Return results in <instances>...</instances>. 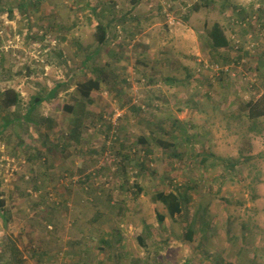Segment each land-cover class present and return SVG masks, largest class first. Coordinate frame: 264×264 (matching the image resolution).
<instances>
[{
    "label": "rangeland",
    "instance_id": "rangeland-1",
    "mask_svg": "<svg viewBox=\"0 0 264 264\" xmlns=\"http://www.w3.org/2000/svg\"><path fill=\"white\" fill-rule=\"evenodd\" d=\"M262 58L264 0H0V264H264Z\"/></svg>",
    "mask_w": 264,
    "mask_h": 264
},
{
    "label": "trees",
    "instance_id": "trees-1",
    "mask_svg": "<svg viewBox=\"0 0 264 264\" xmlns=\"http://www.w3.org/2000/svg\"><path fill=\"white\" fill-rule=\"evenodd\" d=\"M248 19L249 18H247L246 21ZM247 25H248V23H247ZM107 37H108L107 27L104 24H101L100 22H98L97 26H96V38H97L98 43L102 44V43L106 42ZM206 39L208 41L207 45L210 48V52L212 54H216L217 56H218L219 51H220V53H224L222 51H226L227 49H229V50L234 49L235 51H237L239 49V43L240 42L236 43L233 40V38H231V36L227 37L224 29L222 28V26L219 23H214L211 26L210 30L206 33ZM240 49H243V47H241ZM229 50H227V51H229ZM243 53H245V52H241L240 54H238L236 60L234 57H231V58H229L228 56L224 57L222 62L225 63V62L233 61V59H234V61L237 62L238 64L244 63V61H242V59H241V55ZM217 56H215V58H216V60H219V57H217ZM261 60H262V62H264L263 61L264 58H262ZM215 65L217 66V68H219L218 69L219 71H217V75L222 74V73L224 74L223 70L219 67L220 64L216 63ZM244 66H246V64ZM187 77H189V78L191 77L190 73L187 74ZM165 79H166V81H168V80L174 81L171 78H165ZM165 79H164V81H165ZM99 86H100V84H99L98 80L90 79L85 83L79 84V86H77V88H78L80 94L83 97L87 98L90 96L91 91L99 89ZM55 92H56V90H55V88H53L51 90V92L49 93V97L54 96ZM2 96H3V98H2L3 103L2 104L5 105L6 108L17 103L18 97H19L17 92L15 90H11V89L5 90L2 93ZM41 101H42V98H39V97L35 98L32 107L34 108V105L39 104ZM74 104H75L74 100L67 101L63 107L65 108V110L71 111L72 109H74L73 108ZM32 107L27 111V114L24 117L27 121L30 120L29 116L31 115ZM242 109L247 111L246 117L249 120H253L254 118H258V117L264 115V96H259L258 98H256V100L247 101L244 104ZM10 121H11L10 119L5 118L2 122V124L8 125L10 123ZM146 139H147V136H142L140 138V141L143 143H146L147 142ZM125 157L127 158V154H125ZM155 199L157 201H160L163 205H165L170 216H173L175 214H179L182 212V201L185 198H182V194L180 193V191L179 192L178 191H169V192L159 191L156 193ZM5 201H6L5 198H3V195L0 193V215L2 218H4V212H5V206H6ZM162 217L163 216H161V215L158 216V218H160L161 220H162ZM187 231L188 232H187V235L185 236V238L190 239L192 230L189 229ZM16 248L17 247L15 244H13L12 247L8 248V250L10 251V256L14 255L10 261L11 264H14V262L12 260H15V255L16 254L19 255ZM1 254H5V252L3 250H1Z\"/></svg>",
    "mask_w": 264,
    "mask_h": 264
},
{
    "label": "crops",
    "instance_id": "crops-1",
    "mask_svg": "<svg viewBox=\"0 0 264 264\" xmlns=\"http://www.w3.org/2000/svg\"><path fill=\"white\" fill-rule=\"evenodd\" d=\"M198 232L194 229V231H192L191 232V237H190V239H187L188 240V242L189 243H193L194 242V240H195V238L196 237H198ZM123 237V239L125 238L124 236H123V234H119L118 233V231H116L114 234H113V239H115V240H113V244L115 243V244H119L121 241H120V238H122ZM197 239V238H196ZM136 240H137V243H138V245H142L143 243H144V239H143V236H141V234H139V235H137V238H136ZM198 240V239H197ZM199 241V240H198ZM159 242V241H158ZM105 244H108V241L107 240H105ZM152 243H150V245H151ZM123 244L121 243L120 244V246H122ZM126 254H128V252H126Z\"/></svg>",
    "mask_w": 264,
    "mask_h": 264
},
{
    "label": "built area",
    "instance_id": "built-area-1",
    "mask_svg": "<svg viewBox=\"0 0 264 264\" xmlns=\"http://www.w3.org/2000/svg\"><path fill=\"white\" fill-rule=\"evenodd\" d=\"M231 38H233V40L235 41V38H234V36H231Z\"/></svg>",
    "mask_w": 264,
    "mask_h": 264
}]
</instances>
